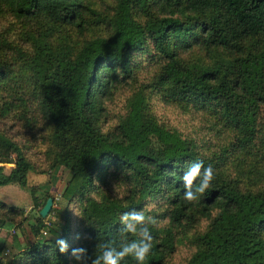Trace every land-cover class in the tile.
Returning <instances> with one entry per match:
<instances>
[{"label":"trees","instance_id":"trees-1","mask_svg":"<svg viewBox=\"0 0 264 264\" xmlns=\"http://www.w3.org/2000/svg\"><path fill=\"white\" fill-rule=\"evenodd\" d=\"M96 1L0 0V15L37 20L54 34L65 28L81 34L93 22L106 29L77 47L55 45L53 33L44 32L33 37L26 58L16 53L22 64L0 59V115L12 113L24 124L40 121L48 131L49 167L71 173L62 198L79 205L78 247L88 252L76 262L91 264L99 244L119 248L138 238L120 217L142 211L153 236L146 264H165L182 240L193 249L184 264H264V167L246 161L255 157L259 140L264 147V0H110L107 16L95 10ZM193 52L203 59H189ZM143 54L159 64L147 89L165 105L209 117L208 130L218 140L214 150L203 153L205 140L201 146L159 125L140 91L106 127L107 104L119 88L137 81L141 64L135 61ZM22 150L0 132V164H13L8 174L0 166V187L28 189L32 167ZM197 160L211 165L215 178L198 201L188 203L181 177ZM115 185L125 186L121 197L113 195ZM48 199L56 203L45 195L31 223L20 208L0 202V226L21 230L27 222L35 239L19 246V264L74 259L67 218L57 232L40 216ZM146 199L160 201L157 212L145 208ZM151 214L166 224L152 226ZM43 229L55 240L40 242ZM57 237L67 240L68 253L59 252ZM122 264L135 262L126 258Z\"/></svg>","mask_w":264,"mask_h":264},{"label":"rangeland","instance_id":"rangeland-1","mask_svg":"<svg viewBox=\"0 0 264 264\" xmlns=\"http://www.w3.org/2000/svg\"><path fill=\"white\" fill-rule=\"evenodd\" d=\"M112 2L110 0H97L94 2L95 10L103 15L107 16L111 12ZM29 21V22H28ZM43 21V20H39ZM103 24L93 22L90 27L83 33L79 34L76 29L68 28L62 29L60 33L54 34V30L46 27L45 24L37 22V20H25V22H19L9 15H0V59H6L12 63L18 62L22 64L23 58H20L16 53L20 52L25 55L32 53L33 37H37L44 32L53 33L52 41L55 45L58 42L65 43L67 47H77L84 40L91 39L97 36H101L105 32ZM59 37V38H58ZM150 57L147 54L138 57L135 61L136 64H141V70L137 74V81L130 83L128 86L121 87L117 90L112 102L107 104V124L106 127H112L117 122L118 118L123 116L130 103L137 93L140 91L147 99V106L151 111L152 116L156 119L159 125L166 127L169 130L176 131L182 137H188L195 140L198 145H201V140H205V146L201 149V152L209 153L214 150L218 145L217 136L213 131L208 130L209 124L205 122L207 116H202L199 113L192 111H183L174 105H165L160 101V96L157 93L147 89L152 76L158 70V59L148 61ZM189 59L199 58L203 59L202 53H189ZM1 95H4L2 93ZM2 102L0 100V107ZM33 124L25 121L18 120L12 113L7 116L0 115V132L6 135L8 138L17 143V145L23 149L32 170L27 175L28 189H21L15 185L0 187V200L6 202L9 206H15L20 208L25 215L28 222H33V215L38 211V208L44 202L45 195L53 198L56 203L53 207L54 213L49 216V227L53 228L57 232L60 231L58 225H62L64 220H68V228L71 235L69 236L74 247L79 246L80 239H77L76 229L79 227V205L75 201H65L62 198V193L65 185L71 178V173L68 172L63 166L56 165L53 168L49 167L46 159V151L48 144L46 137L48 138V131L44 128L43 124L38 121H31ZM261 122L264 123V111H262ZM264 147L261 146L260 140L257 142L256 148L252 151L255 157H246V161L256 162L259 168L264 167V156L262 151ZM3 167V172L8 174L13 168V164H0ZM231 174L235 175L234 172ZM242 187V186H241ZM243 188V187H242ZM125 191V186L115 185L113 187V195L115 197H121ZM34 200L37 201V206L34 207ZM160 201L154 199H146L145 208L148 211H158ZM153 215H149L151 218ZM20 221V219L18 220ZM166 223L160 224L165 225ZM206 225L205 221H202L198 228L204 229ZM14 228L15 234H5L6 239L4 243H7L4 249L9 250V254L4 258L2 264H19L18 251L11 247V241L19 238L22 247L30 246L34 241V237L29 232L28 223L21 227L24 230V234L20 228L16 225L6 224L4 226L3 233ZM47 232L46 235L41 233L39 241L52 240L55 238L48 232L47 229H43ZM195 230V229H194ZM194 230L189 233H193ZM22 233V234H21ZM25 235V236H24ZM10 241V242H9ZM2 251V250H1ZM0 251V252H1ZM193 249L186 240L178 242L175 252L166 260L165 264H184L186 259L190 257ZM70 264H78L75 259H71Z\"/></svg>","mask_w":264,"mask_h":264},{"label":"clouds","instance_id":"clouds-1","mask_svg":"<svg viewBox=\"0 0 264 264\" xmlns=\"http://www.w3.org/2000/svg\"><path fill=\"white\" fill-rule=\"evenodd\" d=\"M214 170L211 165L205 167L202 160L191 163L183 172L181 177L184 184L183 198L186 202L198 201L200 196L211 187L214 180ZM152 226L166 223L149 218ZM121 223L125 225V230L132 234L138 233V238L131 239L117 248L112 242L102 243L97 246L98 254L92 258L91 264H122L126 258H131L135 264H146V260L152 251L153 236L149 227H144L145 215L142 211L125 212L120 217ZM141 226L139 229L137 226ZM79 239V237H77ZM56 247L61 254L69 251L67 240L57 237ZM71 256L77 262H83L88 257L86 248H72Z\"/></svg>","mask_w":264,"mask_h":264},{"label":"built area","instance_id":"built-area-1","mask_svg":"<svg viewBox=\"0 0 264 264\" xmlns=\"http://www.w3.org/2000/svg\"><path fill=\"white\" fill-rule=\"evenodd\" d=\"M54 205H55V204H54ZM54 205H53V207H54ZM51 210H52V208H51ZM53 213H54V209H53V211H50L49 214L46 216V218H45V225H46V226H49V225H50V223H48V219H49V216L52 215ZM4 231H6V230H5L2 226H0V236H1V234H2ZM7 233H8V234H11V235H14V234H15V230H14V228H12V229H10V230H7ZM42 234H43V235H46L47 232H46L45 230H43V231H42ZM8 252H9V251L1 252V253H0V264L3 263V260H4V258L8 255Z\"/></svg>","mask_w":264,"mask_h":264},{"label":"crops","instance_id":"crops-1","mask_svg":"<svg viewBox=\"0 0 264 264\" xmlns=\"http://www.w3.org/2000/svg\"><path fill=\"white\" fill-rule=\"evenodd\" d=\"M0 202H3V203H5V204H7L6 202L1 201V200H0ZM7 205H8V204H7ZM3 228H4V226H3ZM5 234H8V233H7V232L2 233L1 236H0V251H1V250H4V248L7 246V245H6L7 243H4L5 240H6V239L4 238V235H5ZM9 242H10V241H9ZM10 243H11V247L15 248L16 251H19L18 248H19V246H21V241H20L19 238H16V240L13 239ZM22 246H23V245H22Z\"/></svg>","mask_w":264,"mask_h":264},{"label":"water","instance_id":"water-1","mask_svg":"<svg viewBox=\"0 0 264 264\" xmlns=\"http://www.w3.org/2000/svg\"><path fill=\"white\" fill-rule=\"evenodd\" d=\"M52 205H53V200L52 199H48L46 201L45 205L40 210V216L42 218H45L49 214V212L51 211Z\"/></svg>","mask_w":264,"mask_h":264}]
</instances>
